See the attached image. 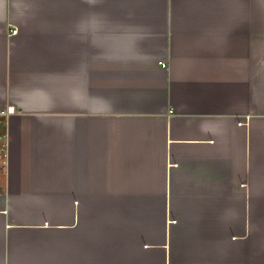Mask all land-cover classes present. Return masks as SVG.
Returning <instances> with one entry per match:
<instances>
[{"label": "crops", "instance_id": "crops-1", "mask_svg": "<svg viewBox=\"0 0 264 264\" xmlns=\"http://www.w3.org/2000/svg\"><path fill=\"white\" fill-rule=\"evenodd\" d=\"M8 108L0 264H264V0H0Z\"/></svg>", "mask_w": 264, "mask_h": 264}, {"label": "built area", "instance_id": "built-area-1", "mask_svg": "<svg viewBox=\"0 0 264 264\" xmlns=\"http://www.w3.org/2000/svg\"><path fill=\"white\" fill-rule=\"evenodd\" d=\"M15 33H16V30L13 29V30H12V34H15ZM161 66H162V67H165L164 64H161ZM9 110L11 111V109L8 108V109H6V110H4V111H1L0 113H1V114H8ZM2 156H3V155L0 156L1 159H2ZM2 164H5V161H3Z\"/></svg>", "mask_w": 264, "mask_h": 264}]
</instances>
